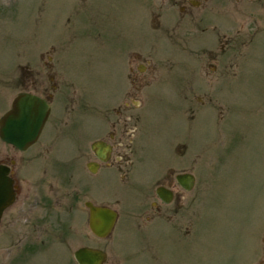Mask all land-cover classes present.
Here are the masks:
<instances>
[{
    "label": "rangeland",
    "instance_id": "obj_1",
    "mask_svg": "<svg viewBox=\"0 0 264 264\" xmlns=\"http://www.w3.org/2000/svg\"><path fill=\"white\" fill-rule=\"evenodd\" d=\"M199 1L201 7L193 8L189 15L199 21L182 30L183 35L191 36L185 41L170 23H161L159 28L163 32L155 29L156 16L151 19L152 23L142 22L147 7L140 5L139 0H3L6 11L0 16V117L19 92L31 90L34 84L41 83L38 87L43 89L50 88L52 83H66L58 72H62L77 91L71 96L74 101L87 100L90 106L99 108L101 114L106 113L123 93L127 70L122 54L128 48L130 37L135 50L142 53L140 56L149 53L161 64L159 77L144 92L143 117L137 135L143 133L149 151L141 173L149 176L162 163L176 161L171 146L180 138L190 144V162L193 160L191 148L199 154L200 167L195 172L202 197L200 223L205 234L195 252L184 253L185 263L243 264L247 257L243 250L246 238L249 250L255 252L249 259L263 260L264 9L257 13L250 8L251 15L244 19L246 22L242 19L228 31L229 35L217 36L212 46L210 1ZM170 3L171 0H152L150 5L163 9ZM228 12L234 14L231 9ZM121 39H125V43ZM230 40L231 49L220 55L226 43L219 42L229 44ZM216 53L219 57L213 60L212 54ZM50 63L58 72L49 69ZM195 64L201 66L203 77L191 75L182 80V68L194 71ZM215 66H218L217 71ZM224 66L230 75L227 84L219 86L216 76ZM169 67L174 69L167 75L165 69ZM50 72L54 75L50 76ZM192 78L194 86L200 88L186 90ZM212 84L213 87L209 86ZM65 90L64 86L58 88L54 102ZM138 99L142 98L138 96ZM60 105L57 104L53 115H59ZM74 119L78 120V128L69 134L65 126L57 137L56 157L67 155L75 147L72 136L79 138L84 130L88 139L94 136L99 113L94 111L84 119L75 115ZM52 136L53 127L47 125L40 141L26 152L0 139V163L14 161L12 168L19 185L18 200L6 211L0 226V264H77L74 251L79 246L102 248L108 245L118 252L135 246L134 236L122 229L109 241L89 231L84 235L62 234L65 218L55 224L46 212L38 216L42 227L39 232L20 231V154L27 157L42 151L25 171L37 174L44 168L60 179L55 186L63 192L62 196L72 193L71 190H74L71 197L76 194V187L72 189L64 182V174L56 172ZM77 174L79 185L100 184L92 188L98 198L118 194L125 198L123 205L129 200L115 180L107 183L104 174L92 178L84 168L78 169ZM258 217L262 221L254 234H257L254 250L252 246L256 241L248 227L256 225L259 219H253ZM77 220L83 225L80 216ZM220 230L225 231L228 238L223 246L216 241ZM64 236L68 238V245L59 241ZM31 244L42 247L34 254L20 256L25 252L23 246Z\"/></svg>",
    "mask_w": 264,
    "mask_h": 264
},
{
    "label": "flooded vegetation",
    "instance_id": "obj_2",
    "mask_svg": "<svg viewBox=\"0 0 264 264\" xmlns=\"http://www.w3.org/2000/svg\"><path fill=\"white\" fill-rule=\"evenodd\" d=\"M139 1L141 2L140 5L147 7L142 22L152 23L151 19L156 16L157 25L155 29L163 32L164 30L159 28L161 23H170V25L176 26V33L179 34V37L183 40H190L191 36L183 35L182 30L186 31L187 27L195 26V22L199 21V19H192L189 15H192L193 8L201 7V1L171 0L170 5L165 6L163 9L159 7L152 8L150 5L152 0ZM209 1V22L212 31L210 32L212 34L210 36V44L212 42L213 44L215 43L217 36L229 35L228 31L234 25H238L240 20L243 19L245 23L244 19L251 15L250 8L257 11V13L260 9H264V0ZM250 3L251 5H249ZM4 4L2 0L0 16H3L6 11ZM230 9L234 11V14L228 12ZM154 10L156 11L155 13ZM128 38V48L122 54L127 70L122 87L123 93L118 101L109 106L106 113L101 114L100 109L90 106L87 100L74 101L71 96L77 91L73 90L72 83L63 77V73H59L56 66H53L52 63H50L52 66H49V69L58 72L66 80V83H62V85L61 83H52L50 88L43 89L38 87V84L41 83H37L33 85L31 90H26L41 96L49 106V116L42 128L40 137L34 145L40 141L47 125L48 127H53L51 143L53 144L52 157L55 161L54 167L56 172L59 171V173L64 174V182L69 183L72 189L76 187L77 190L74 197L70 195L74 193V190H71L72 193L66 192L67 194L62 196L60 193L63 192L55 186L60 180L56 178L55 173L50 175L44 168H41L37 174L25 171L27 165L35 158H38L42 151L27 157L24 156L25 154H20V231L39 232L42 227L38 216L40 217L41 212H46V215L51 217L55 224L60 219L63 220L65 218L66 223L63 227L65 233L62 234L79 232L80 235H84L88 234L86 233L87 231L92 234L89 225L92 209H107L115 215L111 233L106 238H97L109 241L117 230L122 229V231L134 236L135 246L122 252H118L112 247H108V245L99 248L106 253L104 264H119V262H124L125 264H192L191 261L185 263L184 253L187 251H190V253L195 252L201 237L205 234L203 225L200 223L202 197L199 194L198 177L195 172L200 167L199 154L190 146L193 154V160L190 162V154L188 153L190 144L185 138H180L171 146L176 161L162 163L161 167L154 170L149 176L141 173L145 170L142 167H145L144 163L148 158L149 151L148 147H146L147 142L143 140V133L137 135L139 125H141L140 121L143 117L141 111L144 109V92L159 77L161 64L159 65L158 61L149 53L145 56L143 55L144 57L140 56L139 54L142 53L135 50L136 48L131 44L130 37ZM131 38L134 40L133 35ZM121 41L124 42L125 39H121ZM229 42V44L227 41L219 42L222 44L226 43V46L220 49L219 54L222 52L221 54L225 55L231 49L232 40ZM186 48H189V46L187 45ZM189 54L192 55L191 51H189ZM218 55L217 53L212 54V59L216 60L219 57ZM138 58L143 60H138ZM194 59L196 58L194 57ZM194 67V71L182 68L181 79L184 80L185 77H190L191 75L193 77L202 76L201 66L195 64ZM217 68L218 66L214 67L216 71ZM173 69L174 67L166 68L167 75ZM53 75L50 72V76ZM229 75L230 72L227 73V67L224 66V70H221L216 76L219 81L217 84L225 86ZM188 81L190 83L188 82L186 90L200 88L194 86L193 78ZM63 86L66 90L64 93H60L59 99L54 102L56 91ZM209 86L213 87L214 84ZM138 96L142 99H138ZM60 103V113L55 116L53 111L56 110L57 104ZM181 110L182 114H184V105ZM94 111L99 113L98 126L94 136L88 139V135H84L85 130L81 132L79 138L72 136L75 147L67 155L56 157L57 137L62 133L63 127L66 126L65 128L68 129L70 134L78 128V120L74 119L75 115H79L81 119H84ZM82 168L92 178L104 174L107 177L106 181L108 184L115 180L119 188L128 194L129 200L123 205L125 198L118 194L108 198L104 197L103 199L95 196L92 188L100 187L99 183L79 185L80 179L77 170ZM32 174L36 176L31 179L28 176ZM11 175L14 177L12 167ZM15 186L18 194L16 182ZM18 197L19 195H17L14 204L17 202ZM5 213L0 221V226ZM78 216H80L83 225L77 220ZM258 219L259 217L253 220ZM57 220L59 221L56 222ZM260 220L252 228L248 227V231H251L252 238L256 241L252 246L254 250L257 249V234H254L260 228ZM248 231L245 230L246 237L248 236ZM55 234L57 236L59 233ZM59 239L60 242L62 241L68 245L67 236ZM227 240L225 231L220 230V236L216 238V241H218L217 245L223 246ZM249 246L250 244L246 238L243 243V250L247 253V257L243 260V264H264L263 258H261L263 260L257 261L249 259L255 253L253 250H249ZM40 247L42 246L35 244L24 245L22 250L25 252L20 254V256L34 254L36 250H40Z\"/></svg>",
    "mask_w": 264,
    "mask_h": 264
},
{
    "label": "water",
    "instance_id": "obj_3",
    "mask_svg": "<svg viewBox=\"0 0 264 264\" xmlns=\"http://www.w3.org/2000/svg\"><path fill=\"white\" fill-rule=\"evenodd\" d=\"M48 115V106L42 98L21 92L0 118V138L19 150H26L37 141ZM9 173V166L0 165V218L16 197L15 180ZM114 219L115 215L107 209H92L91 230L99 237H106L111 233ZM74 256L78 264H103L105 260L103 251L89 247L79 248Z\"/></svg>",
    "mask_w": 264,
    "mask_h": 264
}]
</instances>
